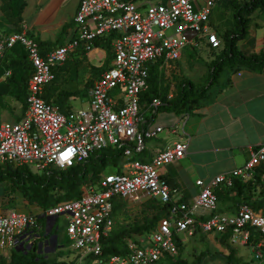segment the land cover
<instances>
[{"label":"built area","instance_id":"obj_1","mask_svg":"<svg viewBox=\"0 0 264 264\" xmlns=\"http://www.w3.org/2000/svg\"><path fill=\"white\" fill-rule=\"evenodd\" d=\"M197 2L81 0L74 17L75 36L46 50L28 36L25 26L20 32L0 29V65L16 44L26 49L32 65L25 114L18 121L0 124L1 168L34 164L40 171L65 170L109 147L122 149L120 172L102 174L96 184L81 188L79 198L63 201L44 214L65 219L76 264H158L166 255H179L175 236L188 231L220 235L230 231V242L247 248L252 255L238 264H264V214L247 203L240 204L232 215L222 213L217 196L218 190L231 189L235 180L256 183L255 171L264 162V143L251 151L242 167L201 181L200 192L190 202L183 200L161 172L185 158L189 138L167 144L150 160L143 156L147 142L164 131L161 126L152 128L151 122L176 95L171 86L165 97L143 102L150 68L157 66L161 73L175 69L185 50L199 41L204 40L213 50L222 46L209 25L214 0H204L199 8ZM189 31L197 36L188 39ZM109 35H114L112 63L95 79L84 105L63 110L55 100H47L46 88L69 56L79 49L92 51L96 41ZM170 129L176 133L178 124ZM139 195L168 204V214L147 238L127 239L126 254L105 256L103 240L116 229L115 201L123 200L130 207L129 199L137 201ZM44 230L45 224L36 215L18 211L0 214V241L11 249L30 232Z\"/></svg>","mask_w":264,"mask_h":264},{"label":"crops","instance_id":"obj_2","mask_svg":"<svg viewBox=\"0 0 264 264\" xmlns=\"http://www.w3.org/2000/svg\"><path fill=\"white\" fill-rule=\"evenodd\" d=\"M23 1L26 2V6L21 14L22 26L28 29L27 33L29 37L35 39L40 45L45 44L42 46L43 50L67 43L75 36L76 26L74 17L81 0ZM128 1L142 4L149 0ZM150 1L164 3L166 0ZM238 1L243 4L248 3L242 0ZM203 3L204 0H198L196 3L197 7H201ZM234 10L231 2L214 0V9L209 25L213 31H216L220 39L226 30L234 27ZM3 11V2L0 0V29L3 32H13L14 30H12L10 23L5 27L3 26ZM64 27L67 30L60 44L57 42V38ZM54 38L55 42L52 43ZM197 47L200 53L199 57L208 64L223 49V46H221L220 49L213 50L204 40L199 41ZM197 47L196 49L195 47H191L185 50L181 59L176 62L180 65L181 73L188 71V67L191 65L190 61L194 60L193 58H186L187 55L185 54L190 51V55H192L193 51L197 52ZM237 47L246 55L264 53V13L259 10L253 13L248 35L237 43ZM103 51L101 47L94 44L92 51L86 53L83 49H79L72 56L73 60H90L92 61L91 65L97 67L95 61L98 59L97 56ZM92 53L93 56L90 57ZM104 54L106 59V51ZM184 77H186V74H184ZM180 79L178 78L177 81ZM220 80H223L219 84L222 88L218 89L215 86L213 88L214 94L211 93L202 98V104L191 113L177 114L167 111L160 117L159 113L151 122L152 128L161 126L164 128V131L158 137L147 142V148L143 155L146 160H150L167 144L173 141L185 138L190 139L185 158L164 167L161 171L162 176L168 180L171 187L179 191L184 201L190 202L198 195L201 189V181L208 182L217 175L229 173L242 167L250 159L251 151L264 143V71L228 70L226 75L221 77ZM2 81L3 79L0 77V85L3 84ZM57 92L55 91V87L50 86L45 91V96L51 98ZM5 99L3 95L0 96V124L8 122ZM78 100L82 102L81 106H83L85 98ZM20 116V113L19 115L13 114L12 118H15L14 121H18L22 118ZM183 116H187L185 121L178 123ZM177 124L178 131L172 133L170 128ZM255 173L257 180L255 189L251 192L244 191L241 193H238L236 190L228 191V195L219 201V210L222 213L232 215L237 212L238 206L244 203L241 199L244 195L247 196L250 204L254 205L255 208L253 209L255 212L264 214V162L257 167ZM5 184L8 187V182H5ZM6 194L5 189L0 190V214H5L3 210L10 199ZM26 212L28 214L32 212L40 216L43 210L36 205H30V208H27ZM41 221L43 222V220ZM57 229L60 230L59 227ZM193 234V232L188 231L185 235L193 236ZM57 235L59 245L65 238L68 239L65 232L59 231ZM228 244L236 251V258L242 260L243 257H239V250L245 247L231 243L230 239ZM3 246L4 244L0 241V255L4 253Z\"/></svg>","mask_w":264,"mask_h":264},{"label":"trees","instance_id":"obj_3","mask_svg":"<svg viewBox=\"0 0 264 264\" xmlns=\"http://www.w3.org/2000/svg\"><path fill=\"white\" fill-rule=\"evenodd\" d=\"M226 1L231 2L235 9L233 13L234 27L232 29L226 30L222 34V40H220L223 44V49L216 56V58L208 64L209 74L206 85L203 88L198 89L190 79L186 77L181 78L177 81L175 98L169 105L165 106L161 110L175 112L177 114L191 113L194 109L198 108L202 104V98L206 97L208 94H214L213 88H215V86L218 87V89L222 88L218 82L220 81L222 72L225 69L231 71H240L244 69L254 72L264 71V53L246 55L237 47V43L248 35V29L252 21L253 13L256 10L264 13V0H249L247 4L240 3L238 0ZM2 2L3 6L7 8V6L11 5L12 2L16 3L17 0H2ZM21 7H23V4H21L19 10V21H21ZM11 26L12 30H14L13 32H20L22 29V24L19 27H16L15 24H11ZM66 30L67 28L64 27L62 32L58 35L57 42H62L63 35L65 34ZM113 38L114 35H109L106 38L95 42L96 46H99L106 51L107 57L102 67L92 68V73L86 80V84L82 90L65 92L56 90V86L60 84V79L66 78V62L63 66L55 71L56 79L50 85L55 87V91H58L57 94L51 98H47L46 96L45 98L47 100H55L63 110L71 108V103L69 100L87 98L95 79L110 67L111 59H113L111 50ZM43 45L45 44H41L40 46L42 47ZM8 53L11 59L9 62H7L6 67L9 68L8 70L11 72L10 78L15 77L16 75H20L21 78L18 86L20 92L18 99L22 103L23 114H25L27 82L31 76L32 65L29 61L28 53L22 45L16 44L6 54ZM4 61L1 62V65L4 63ZM7 71L4 75H6ZM50 86H48L46 90ZM0 88V96H2L4 95L7 88L6 84L0 85ZM168 91V87H163V73L158 70L157 66L151 67L147 80V89L142 94L143 102L147 103L160 96L165 97ZM121 157L122 149L109 147L103 151L93 154L86 162L77 164L72 168L65 170L49 168L42 171L40 175H35V173L29 170L28 165L19 168H12L10 166L5 168L0 167V182H6V180H9L8 183H12L17 192H20L26 199H28L29 205H36L43 210L40 216H36L40 218V220H44L41 218V216L44 215L46 211L50 210L63 201L79 198L82 195L81 188L83 186L96 184L101 178L102 174L105 173L103 169L108 160L112 159L121 162ZM120 170L121 169L119 167L115 172H120ZM256 184L257 183H253L252 181L244 183L241 180H235L234 186L231 189L222 188L218 190L219 192L217 191L218 200L220 201L226 195H228V191L236 190L238 193L244 191L251 192L257 186ZM5 190L7 193L6 195L10 197L8 192L9 186L6 187ZM241 199L244 203H247L252 208H255L254 205L250 204L247 196L243 195ZM126 208L127 203L125 201H115L114 216L118 214L119 211ZM146 208H150V210L154 212L151 220L148 223L144 222L141 226H134L135 228L130 227L123 231L115 229L111 237L103 240L105 256L126 254L127 239L137 238L138 236L141 237L146 233L150 234V232H152L158 225L159 220L168 214L167 212L169 210V205L161 203L158 199L147 200ZM57 227L58 226L56 223L52 232L49 233V236L58 234L60 230L57 229ZM230 236L231 232L229 231L228 234H219L218 237L220 242L230 249V253L227 256L228 263L238 264L242 260L236 258V251L228 244ZM175 242L180 253V248L182 245L181 236H175ZM15 252V259L12 262L6 263L5 259L0 257V264H49L46 262L45 257L35 253L29 252L26 254L25 251ZM172 257L173 256L166 255L158 262V264H161L167 259L170 260L169 264H186L185 261H181L179 259L172 261ZM37 258H39V260H36ZM52 264H76V262L73 261L67 263L65 261H61Z\"/></svg>","mask_w":264,"mask_h":264},{"label":"rangeland","instance_id":"obj_4","mask_svg":"<svg viewBox=\"0 0 264 264\" xmlns=\"http://www.w3.org/2000/svg\"><path fill=\"white\" fill-rule=\"evenodd\" d=\"M6 1V0H5ZM8 1V0H7ZM249 2V0H242ZM159 2V1H157ZM23 4V7H21V12H23V9L26 6V2L23 0H17L16 3H11V5L3 6L4 8V17L2 18L3 26L5 27L7 24H15L16 27H19L22 24V21H19L18 15L20 6ZM22 18V17H21ZM54 40V41H53ZM52 43L55 42V38L53 39ZM201 42V41H200ZM198 46V44L195 45V49ZM104 50V49H103ZM197 47V52L193 51L192 55H190V51H188L185 55L186 58H193V61L191 62V65L188 67V71H185L183 73L180 72V65L176 63L175 67L176 69L169 70L163 73V85L167 86L168 89L172 86L175 90V85L178 78H183L184 74H186V77H188L195 86L200 89L203 88L208 80V74H209V67L208 63L201 60L199 57V51ZM219 52V51H218ZM105 50L97 56V60L95 61V64L97 67H102L103 63L105 61ZM93 56V53L90 55V57ZM206 56V55H205ZM203 58V57H202ZM11 59L9 53L5 54L2 62L1 68H0V77L3 79V84H6V90L4 93V97L6 98V110L8 118V122H13L15 118H12L14 115H19L20 118L23 117V108L22 103L18 99V96L20 94L18 86L20 83V75H16L15 77H8L4 76L5 72L9 69L7 68V62H9ZM198 61V62H197ZM92 61L90 60H73L72 54L69 56V59L66 63V78L60 79V84L56 86V90L58 91H78L82 90L86 84V80L92 73ZM9 71V70H8ZM7 71V72H8ZM228 72V69L223 70L222 76H225ZM188 74V75H187ZM223 81V80H222ZM222 81L220 80L218 84H221ZM164 87V86H163ZM81 99V98H80ZM82 100V99H81ZM71 102L72 106L74 108H80L82 105V102L80 100H69ZM21 111V112H20ZM167 111H161L159 114V117L166 113ZM13 113V114H12ZM120 167V162L116 160H108L105 167L104 172L105 173H112L117 170V168ZM29 170H31L35 175H40L42 171H40L36 165L31 164L28 166ZM59 172V171H58ZM9 180H6L8 182ZM5 181L0 182V190H4L6 188ZM9 186V195L10 199L6 203V207L4 208L3 213H7L9 211H18L20 213L28 214L26 212L27 208H30V205L28 204V199H26L20 192H17L16 188L13 186L12 183H8ZM139 199L137 201H134L133 199H129L128 203L130 207H127L126 209H122L118 212L115 216V227L117 230H125L128 228H135L136 226H141L144 222L148 223L154 212L150 210V208L147 207V198L143 195H139ZM28 215H36L34 213H30ZM43 224L46 225V222L43 221ZM57 226L60 228V232L66 233V222L63 217H60L57 220ZM135 226V227H134ZM149 233L144 234V237L147 238ZM187 232L182 233V245L180 248V253L177 257H172L173 260H181L185 261L186 264H228L227 256L230 253V249L223 245L220 242L219 234L216 236L215 233L213 234H206L198 231L196 234H193V236L185 235ZM185 235V237H183ZM68 237V236H67ZM60 247L57 251L48 254L45 259L46 262L49 264L65 261L67 263L75 262L76 261V253L71 247V242L65 238L60 244ZM231 247V246H230ZM15 249H11L7 246H3V255H0V257L5 259V262L10 263L12 262L14 258ZM239 257L243 258H250L251 252L244 248L239 250ZM238 251V252H239ZM46 255V254H45ZM42 258V257H41ZM252 258V257H251ZM36 260H39L37 258ZM44 260V259H43ZM170 260L167 259L163 261L161 264H169Z\"/></svg>","mask_w":264,"mask_h":264},{"label":"water","instance_id":"obj_5","mask_svg":"<svg viewBox=\"0 0 264 264\" xmlns=\"http://www.w3.org/2000/svg\"><path fill=\"white\" fill-rule=\"evenodd\" d=\"M186 36L188 37V39H193L197 36V33L189 31L187 32ZM41 218L44 219L46 222L44 235H41V233L39 232H30L29 236L26 237L25 240L22 241L19 246L15 248L17 252L25 251L26 254L32 252L37 253L39 255L45 252V256H47L48 254L53 253L57 251L58 248H60V245L58 244V235H50L49 241H40L42 238H45L49 235L50 232H52L58 217L42 215ZM49 242L53 243V248L50 250L45 249L44 251V246L47 245Z\"/></svg>","mask_w":264,"mask_h":264},{"label":"flooded vegetation","instance_id":"obj_6","mask_svg":"<svg viewBox=\"0 0 264 264\" xmlns=\"http://www.w3.org/2000/svg\"><path fill=\"white\" fill-rule=\"evenodd\" d=\"M43 221H45V220H43ZM41 233V235H44V233H45V230L44 231H42V232H40ZM49 241L50 240V236L48 235V236H46L45 238H42L40 241ZM53 248V243L52 242H49L47 245H45L44 246V251H45V249H48V250H50V249H52ZM35 254H37V253H35ZM37 255H39V254H37ZM40 256H43V257H46L45 256V252H43L42 254H40Z\"/></svg>","mask_w":264,"mask_h":264}]
</instances>
